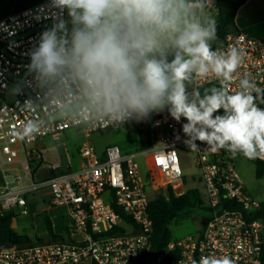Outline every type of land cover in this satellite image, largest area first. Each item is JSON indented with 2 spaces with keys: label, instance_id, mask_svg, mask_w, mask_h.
Listing matches in <instances>:
<instances>
[{
  "label": "built area",
  "instance_id": "2783aa9c",
  "mask_svg": "<svg viewBox=\"0 0 264 264\" xmlns=\"http://www.w3.org/2000/svg\"><path fill=\"white\" fill-rule=\"evenodd\" d=\"M48 3L45 0L0 20V216L13 208H24L26 213L28 194L48 188L52 203L67 209L69 237L65 241L0 249V264H190L206 255H228L235 264H261L264 225L255 217L260 203L245 192L230 156L222 150L211 152L204 145L189 149L183 142L186 137L182 124L186 121L182 118L176 122L167 110L148 119L156 138L152 147L122 154L119 146L110 145L100 155L91 141H85L80 148L79 167L61 170L60 164H52L51 176L35 180L42 161L34 147L37 142L71 129H80L90 138L94 133L116 128L55 120L49 121L32 140H20L14 135L24 121L32 118L18 105L36 95L34 87L25 84L32 78L26 68L30 63L27 53L39 34L52 24L43 16ZM217 6L218 0H207L205 11L217 10ZM232 47L243 53V61L234 73L231 92L239 89V79L245 74L264 89V39L237 31L213 45L221 51ZM13 83H19V91L12 101H7L6 93ZM209 83L219 86L211 75L194 81L192 86L198 89ZM178 148L195 157L203 188V208L209 211V217L195 236L152 252L153 222L148 213L151 201L146 187L156 189L161 181L162 187L171 188L177 195L185 192ZM143 154L148 162L145 178L138 161ZM13 169L23 173L11 176Z\"/></svg>",
  "mask_w": 264,
  "mask_h": 264
},
{
  "label": "clouds",
  "instance_id": "9594fccd",
  "mask_svg": "<svg viewBox=\"0 0 264 264\" xmlns=\"http://www.w3.org/2000/svg\"><path fill=\"white\" fill-rule=\"evenodd\" d=\"M206 7L207 0H49L43 16L52 24L27 53L32 78L25 84L36 95L18 105L32 118L14 135L32 140L55 120L120 128L167 110L186 121L191 150L264 158L257 103L264 89L245 74L231 92L243 53L213 48L218 26ZM210 75L219 87L201 95L192 85ZM190 264L235 262L206 255Z\"/></svg>",
  "mask_w": 264,
  "mask_h": 264
},
{
  "label": "rangeland",
  "instance_id": "374dc122",
  "mask_svg": "<svg viewBox=\"0 0 264 264\" xmlns=\"http://www.w3.org/2000/svg\"><path fill=\"white\" fill-rule=\"evenodd\" d=\"M67 15V14H66ZM65 133L57 134L54 136L47 137L41 142L45 144L43 153L45 154V161L41 166L44 169L48 164L57 163L61 165V170H67L73 167L72 148L75 143L71 144L65 139ZM85 141H91L96 147L98 154L102 155L104 148L110 144H116L121 148L122 154L135 153L142 150L140 139L138 138L135 128L120 127L115 128L103 133H94L90 138H85ZM178 153L181 161V167L184 173L185 184L183 189L197 188L202 193V185L199 181L200 172L195 165V157L192 153L186 151L183 148H178ZM138 161L141 167L142 177H146L148 174V162L145 154L138 157ZM233 163L236 167L237 172L241 176L244 187L247 193L250 194V198L257 202H264V176L258 178L256 176V170L254 165L244 157L237 156L233 159ZM22 174V171H19ZM17 172H11L13 176ZM35 180H42V177L37 173ZM24 181L27 182L26 179ZM163 183L158 181L156 189L153 186L148 185L146 187V193L150 201L154 200L155 197L161 192L166 190L162 187ZM31 201L42 203V201L48 202L49 200V189L45 188L34 193L28 194ZM24 208H13V212L18 219V224L14 227V230L18 232L30 231L32 212L23 214ZM209 217V211L204 209H188L181 217V223L179 225L172 226V237L173 240H182L189 236H195L201 230L204 221ZM39 233L45 237L44 230L40 228Z\"/></svg>",
  "mask_w": 264,
  "mask_h": 264
},
{
  "label": "trees",
  "instance_id": "16d2710c",
  "mask_svg": "<svg viewBox=\"0 0 264 264\" xmlns=\"http://www.w3.org/2000/svg\"><path fill=\"white\" fill-rule=\"evenodd\" d=\"M245 2L246 0H236L234 2L218 0V39L213 43V45L220 43L230 32L238 31L235 28L234 19L239 7ZM257 103L261 106H264V103H261L259 100ZM124 127L131 129L132 127L135 128L136 134L141 142L142 150H146L156 143V138L153 136L150 130L149 120L142 121L141 123L137 124L132 122L131 124ZM221 150L225 154L231 156L227 151L223 149ZM238 156L243 157L242 155ZM246 159L254 165L256 176L258 178H262L264 176V159ZM188 209H204L202 195L197 188L187 189L180 195L175 194L171 188L161 190L155 199L150 202L148 213L153 222V234L151 237L152 252L166 248L174 241L172 237V226L179 225L181 223L182 214ZM115 210L120 213L117 208H115ZM120 214L122 215V213ZM14 217L15 215L13 212H6L0 216V246L7 242H13L17 246H24L56 240H67L66 237L55 233L52 221L48 214H45L44 217L48 240L18 234L12 226ZM255 217L259 218L264 225V202H260V206L255 213ZM261 264H264V233Z\"/></svg>",
  "mask_w": 264,
  "mask_h": 264
},
{
  "label": "crops",
  "instance_id": "0c3cea01",
  "mask_svg": "<svg viewBox=\"0 0 264 264\" xmlns=\"http://www.w3.org/2000/svg\"><path fill=\"white\" fill-rule=\"evenodd\" d=\"M43 1L45 0H0V20L13 13L22 11L30 6H33ZM227 1L234 2L236 0H227ZM206 14L212 15L213 17H215L217 21V10H211L209 12L206 11ZM234 23H235V28L238 31H243L253 37L264 39V0H246V2L239 7L234 19ZM212 87H219V86L216 83H209L202 85L201 87L198 88V90L201 92V95H203L207 91H209ZM64 136L65 139H67V141L70 144L71 142L75 143L71 152L73 154L72 155L73 163H74L73 167L77 168L81 165L82 162V158L80 155V148L85 142L86 134L84 133V131L80 129H71L66 131ZM110 145H116V144H110ZM34 147L39 150L42 157L41 163L37 166L36 174L39 173L42 179L47 178L51 176L53 172L49 168V166L52 164H48L44 169H42L41 167L43 165V162L45 161V154L43 153V150L45 149V144L39 141L36 144H34ZM106 147L104 148V151ZM22 157L23 155H21V158ZM230 158L231 161L233 162L234 158H232L231 156ZM53 164H57V163H53ZM19 171L21 170L13 169L12 173L13 172L19 173ZM1 183H2V179L0 174V192H1ZM243 187H244V183H243ZM244 190L247 193L245 187ZM247 194L248 196H250L249 193ZM29 211L32 212V217L30 220L32 226L30 227V231L18 232L15 230L18 234L28 235L29 237H38L48 240V235L46 232V227L44 222L45 214H48L52 221L55 233L60 236H64L66 237V239H68L69 230H70V219L68 216L67 209L63 206H55L52 203L50 190H49L48 202L44 200L42 201V203L39 204V202L31 201L29 199V196H27L26 213H23V211L22 213L28 214ZM18 219L19 218L14 217L12 224L13 228L16 226V224H18ZM41 227L44 230L45 237H43L41 233H39Z\"/></svg>",
  "mask_w": 264,
  "mask_h": 264
},
{
  "label": "water",
  "instance_id": "95a60500",
  "mask_svg": "<svg viewBox=\"0 0 264 264\" xmlns=\"http://www.w3.org/2000/svg\"><path fill=\"white\" fill-rule=\"evenodd\" d=\"M18 91H19V83L11 84L7 90V93H6V100L12 101L16 97ZM133 122L138 123L136 121H133ZM139 123H141V122H139ZM14 246H15V244L13 242H7V243L1 245L0 249H9V248H13Z\"/></svg>",
  "mask_w": 264,
  "mask_h": 264
}]
</instances>
